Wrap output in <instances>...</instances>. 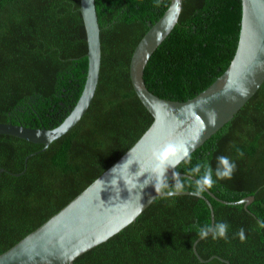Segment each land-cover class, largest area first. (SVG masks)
Returning <instances> with one entry per match:
<instances>
[{
  "label": "trees",
  "instance_id": "obj_1",
  "mask_svg": "<svg viewBox=\"0 0 264 264\" xmlns=\"http://www.w3.org/2000/svg\"><path fill=\"white\" fill-rule=\"evenodd\" d=\"M79 1L0 0V123L51 129L74 106L87 71ZM94 2L101 64L86 113L38 154L42 145L0 135V254L81 193L152 123L132 88L129 62L169 0ZM240 20V0H182L177 24L144 69L149 92L182 102L209 87L234 56ZM220 156L235 164L230 179L214 174ZM190 157L174 172L187 175L197 164L210 165L214 183L208 190L225 203L201 195L213 209V226L228 225L226 238L213 240L209 234L197 242L203 262L192 245L199 229L210 226L209 208L198 196L181 194L154 199L135 222L73 263L264 264V82ZM180 178L186 182L183 192L192 193L194 181ZM249 196L253 201L246 209L230 204Z\"/></svg>",
  "mask_w": 264,
  "mask_h": 264
},
{
  "label": "water",
  "instance_id": "obj_2",
  "mask_svg": "<svg viewBox=\"0 0 264 264\" xmlns=\"http://www.w3.org/2000/svg\"><path fill=\"white\" fill-rule=\"evenodd\" d=\"M241 20L236 50L226 70L205 90L186 101H170L153 95L146 88L144 69L154 51L177 24L182 0H169L161 17L135 46L129 62L132 88L152 123L141 137L107 170L56 214L0 254V264H74L83 253L106 242L129 224L158 197L152 186L154 177L152 152L169 143L184 144L189 155L217 133L257 92L264 82V0H240ZM87 43V71L81 94L69 113L54 128L32 129L22 125L0 123V135L12 136L43 148L69 132L86 113L97 88L100 64V28L94 0H80ZM177 8L179 12L177 13ZM31 154V155H34ZM30 155V156H31ZM27 158L24 161L26 166ZM174 169L166 173L172 178ZM15 174L16 176L20 175ZM180 177L189 178L180 174ZM195 181L194 177L189 178ZM145 184H148L145 187ZM204 192L215 201L225 203L208 189ZM190 192H181L177 195ZM202 199L214 224L209 200ZM245 197L230 204H251ZM199 237L192 245L196 252ZM214 258V257H212ZM210 258L209 260H211ZM228 264L227 261H225Z\"/></svg>",
  "mask_w": 264,
  "mask_h": 264
},
{
  "label": "clouds",
  "instance_id": "obj_3",
  "mask_svg": "<svg viewBox=\"0 0 264 264\" xmlns=\"http://www.w3.org/2000/svg\"><path fill=\"white\" fill-rule=\"evenodd\" d=\"M179 9L177 8V13ZM241 156L243 153H239ZM153 167L151 169V175L154 177L152 186L156 193L165 194L168 197H173L185 189L186 182L182 180L178 172H172V183L169 184V180L166 178V173L170 169H175L177 166L185 160L190 161L189 148L184 144L169 143L162 148L155 149L152 152ZM217 167L215 169V176L217 179H230L235 169V164L230 161L226 156H220L217 158ZM203 168V174L200 175ZM188 177H197L194 181L195 190L191 193L194 196L201 195L205 189H210L213 186V169L210 165L197 164L190 169L187 173ZM148 184H145V187ZM264 227V221L260 224ZM228 225L225 223H217L214 226L204 225L198 231V235L201 239H206L209 234L213 240L226 238ZM241 242L246 239L244 230L240 229L237 233Z\"/></svg>",
  "mask_w": 264,
  "mask_h": 264
}]
</instances>
